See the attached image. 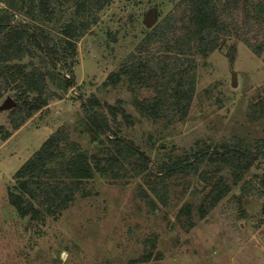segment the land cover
Instances as JSON below:
<instances>
[{"label": "rangeland", "instance_id": "1", "mask_svg": "<svg viewBox=\"0 0 264 264\" xmlns=\"http://www.w3.org/2000/svg\"><path fill=\"white\" fill-rule=\"evenodd\" d=\"M179 1L113 0L95 19L77 11L78 0L55 2V15L46 21L31 11L30 0H0V15L51 36L61 47L65 26L79 28L74 50L62 61L52 62L30 42L17 61L28 71L44 72L47 106L16 129L10 114L20 90L0 98V264H264V165L251 167L238 185L233 168L220 162L169 177L159 171L163 162L201 148L236 139L248 147L264 141V117L251 120V107L264 100L263 58L238 37L224 38L207 59L197 56L190 75L195 95L183 119L170 120L168 113L159 119L143 116L137 102L155 91L131 90L127 79L117 85L108 79ZM96 111L106 123L103 130L90 119ZM55 135L61 140L54 141L47 172L33 175L41 180L52 178V171L78 153L93 165H109L117 157L109 141L115 135L133 142L150 163L139 176L128 162L95 173L82 181L67 208L38 219L22 217L10 195L28 199L20 182L31 174L19 179L16 173ZM221 178L232 191L202 218L200 209L210 206ZM32 203L41 209L37 200Z\"/></svg>", "mask_w": 264, "mask_h": 264}, {"label": "trees", "instance_id": "2", "mask_svg": "<svg viewBox=\"0 0 264 264\" xmlns=\"http://www.w3.org/2000/svg\"><path fill=\"white\" fill-rule=\"evenodd\" d=\"M72 0H30L32 12L38 10L40 15L51 21L55 15V2L60 5ZM113 0H78L77 11L86 12L90 19L102 11ZM66 46L61 47L43 32H32L30 26L14 24L7 16L0 15V98L12 89L20 90L18 103L10 114L12 127L19 129L35 113L49 104L46 95L44 72L38 68L28 71L23 60L26 55L25 43L46 53L52 62L62 61L73 51L79 28L74 23L65 26ZM238 37L249 49L264 61V0H180L173 10L149 32L136 51L130 54L122 65L109 76L110 84L117 85L123 79L129 82V89L138 87L151 88L155 95L137 102L143 116L159 119L163 114L170 115V120L186 118L195 95V83L190 75L196 65V57L209 58L221 48L224 38ZM235 49V47H234ZM156 52V53H155ZM140 55V56H139ZM72 85V82L69 81ZM89 112L90 108L84 105ZM90 119L99 130L106 123L99 112H93ZM264 117V100L251 107V120ZM10 133L4 136L7 140ZM49 138L16 173L20 179L24 195L11 196L13 205L20 216L34 219L44 217L43 213H54L68 207L80 190L82 181L92 179L95 173L108 172V169L123 168L124 163H134L135 175H141L150 163L146 153L133 142L115 135L109 141L113 144L117 157L92 164L84 153H78L68 162L61 164L58 170L51 172L43 180L33 176L47 172L46 165L52 159L50 152L54 141L61 138ZM264 141L248 147L241 140L223 143L220 147L201 148L192 155H185L177 160L163 162L159 171L169 177L177 174H189L198 171L204 162L227 164L233 168V184L238 185L245 174L255 164L264 165ZM137 157L136 162H133ZM116 171V170H115ZM155 193L157 188H153ZM213 196L210 206L201 207L200 215L205 218L232 191L223 178L212 188ZM32 200H37L41 209H36ZM191 207L184 208L188 214ZM43 215V216H42Z\"/></svg>", "mask_w": 264, "mask_h": 264}, {"label": "water", "instance_id": "3", "mask_svg": "<svg viewBox=\"0 0 264 264\" xmlns=\"http://www.w3.org/2000/svg\"><path fill=\"white\" fill-rule=\"evenodd\" d=\"M151 22H153V15H151L149 18V24ZM237 79H238L237 73H233V86H236L238 84Z\"/></svg>", "mask_w": 264, "mask_h": 264}]
</instances>
